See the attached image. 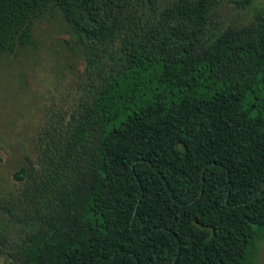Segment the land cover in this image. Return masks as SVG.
<instances>
[{
  "label": "trees",
  "instance_id": "1",
  "mask_svg": "<svg viewBox=\"0 0 264 264\" xmlns=\"http://www.w3.org/2000/svg\"><path fill=\"white\" fill-rule=\"evenodd\" d=\"M49 3L83 60L0 195V264H247L264 227V8L0 0V53Z\"/></svg>",
  "mask_w": 264,
  "mask_h": 264
},
{
  "label": "rangeland",
  "instance_id": "2",
  "mask_svg": "<svg viewBox=\"0 0 264 264\" xmlns=\"http://www.w3.org/2000/svg\"><path fill=\"white\" fill-rule=\"evenodd\" d=\"M264 0L222 4L225 23H246ZM83 60L60 13L49 3L32 27L30 43L0 53V195L14 183L25 157L35 158L38 137L54 113L74 103ZM247 264H264V227L258 229Z\"/></svg>",
  "mask_w": 264,
  "mask_h": 264
}]
</instances>
